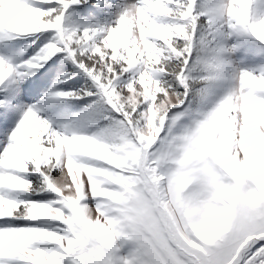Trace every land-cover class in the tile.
<instances>
[{"label": "snow or ice", "instance_id": "obj_1", "mask_svg": "<svg viewBox=\"0 0 264 264\" xmlns=\"http://www.w3.org/2000/svg\"><path fill=\"white\" fill-rule=\"evenodd\" d=\"M0 264H264V0H0Z\"/></svg>", "mask_w": 264, "mask_h": 264}]
</instances>
